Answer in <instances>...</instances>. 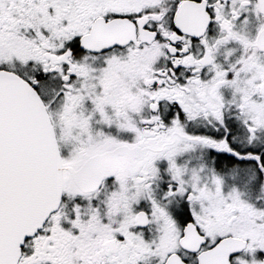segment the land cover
I'll use <instances>...</instances> for the list:
<instances>
[{"label":"snow or ice","instance_id":"obj_1","mask_svg":"<svg viewBox=\"0 0 264 264\" xmlns=\"http://www.w3.org/2000/svg\"><path fill=\"white\" fill-rule=\"evenodd\" d=\"M0 264H264V0H0Z\"/></svg>","mask_w":264,"mask_h":264}]
</instances>
